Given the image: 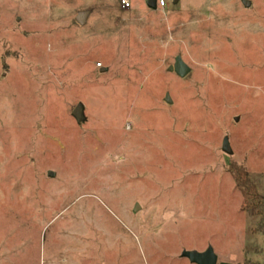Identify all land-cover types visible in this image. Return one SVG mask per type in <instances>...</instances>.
<instances>
[{
    "label": "rangeland",
    "instance_id": "obj_1",
    "mask_svg": "<svg viewBox=\"0 0 264 264\" xmlns=\"http://www.w3.org/2000/svg\"><path fill=\"white\" fill-rule=\"evenodd\" d=\"M122 1L0 0V264H264V0Z\"/></svg>",
    "mask_w": 264,
    "mask_h": 264
},
{
    "label": "trees",
    "instance_id": "obj_2",
    "mask_svg": "<svg viewBox=\"0 0 264 264\" xmlns=\"http://www.w3.org/2000/svg\"><path fill=\"white\" fill-rule=\"evenodd\" d=\"M229 171L235 181L237 190L243 197V213L250 218L259 219L252 229V233L261 235L264 238V197L244 166L231 164Z\"/></svg>",
    "mask_w": 264,
    "mask_h": 264
},
{
    "label": "water",
    "instance_id": "obj_3",
    "mask_svg": "<svg viewBox=\"0 0 264 264\" xmlns=\"http://www.w3.org/2000/svg\"><path fill=\"white\" fill-rule=\"evenodd\" d=\"M175 2H177V0H175ZM147 4L151 9L153 10L157 9V4L155 0H148ZM244 4L246 8H249L250 6L249 2H245ZM87 16L88 14L86 13L80 14L77 17L76 22L79 25H83L85 23ZM169 71L176 73L181 78H185L190 73V69L184 64L181 58H177L175 65L173 67H170ZM166 102L168 104H172L170 96L166 97ZM72 116L76 119V121L79 124L85 122L84 106L82 104L77 105L72 113ZM223 152L229 156L233 155V152L227 142L224 143ZM54 175L55 174L50 173L49 177L53 178ZM182 257L188 259L192 264H217L218 263V257L216 256L212 248L207 249L203 253L185 251L183 252Z\"/></svg>",
    "mask_w": 264,
    "mask_h": 264
},
{
    "label": "built area",
    "instance_id": "obj_4",
    "mask_svg": "<svg viewBox=\"0 0 264 264\" xmlns=\"http://www.w3.org/2000/svg\"><path fill=\"white\" fill-rule=\"evenodd\" d=\"M156 4H157V9H164L166 8L167 4H168V0H155ZM122 6L125 9H129L130 8V2L128 0H123L122 1Z\"/></svg>",
    "mask_w": 264,
    "mask_h": 264
}]
</instances>
